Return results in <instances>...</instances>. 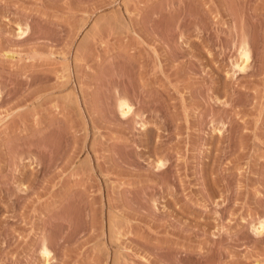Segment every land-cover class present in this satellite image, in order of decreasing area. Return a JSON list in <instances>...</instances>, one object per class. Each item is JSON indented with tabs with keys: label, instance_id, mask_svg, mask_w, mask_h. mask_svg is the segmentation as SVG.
<instances>
[{
	"label": "rangeland",
	"instance_id": "obj_1",
	"mask_svg": "<svg viewBox=\"0 0 264 264\" xmlns=\"http://www.w3.org/2000/svg\"><path fill=\"white\" fill-rule=\"evenodd\" d=\"M263 219L264 0H0V264H264Z\"/></svg>",
	"mask_w": 264,
	"mask_h": 264
},
{
	"label": "bare ground",
	"instance_id": "obj_2",
	"mask_svg": "<svg viewBox=\"0 0 264 264\" xmlns=\"http://www.w3.org/2000/svg\"><path fill=\"white\" fill-rule=\"evenodd\" d=\"M21 31H22V29H21ZM22 32L24 34L25 31H22ZM22 32H21V34H22ZM242 44H243V46H240V49L242 48L241 51H240V58L242 59V61H243L244 64H243V66L237 64V67L239 68V70L240 69L242 70L244 68V66H246L245 64L248 63L249 60H250V52H249L250 50H249V48H248V46H247V44L245 42L242 43ZM118 105H119L118 108L120 110V114L123 117L128 116L130 114V111H132L131 110L132 107H131V105L128 104V102L126 101V99L125 100L124 99L120 100L119 103H118ZM158 162H160V161H158ZM160 163H162V162H160ZM162 164L161 165L158 164V165L159 166H162ZM258 224H259L258 226H254V230L256 231L257 234L258 233L261 234V232H263V230H264V222L262 220H260ZM43 247H42L43 250L41 251V254H43L42 256L45 257V260H46V261H44L45 264H48V259H49L51 253H50V251L46 247H44V248Z\"/></svg>",
	"mask_w": 264,
	"mask_h": 264
}]
</instances>
